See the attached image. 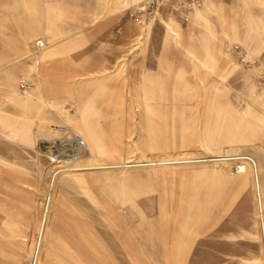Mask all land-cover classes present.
<instances>
[{
	"label": "rangeland",
	"instance_id": "374dc122",
	"mask_svg": "<svg viewBox=\"0 0 264 264\" xmlns=\"http://www.w3.org/2000/svg\"><path fill=\"white\" fill-rule=\"evenodd\" d=\"M145 1L0 0V52L22 46L0 71L25 62L36 71L53 46L85 34L73 24L133 22ZM201 3L147 8L141 56L101 76L102 89L81 77L86 97L62 100L58 124L91 153L75 167L110 168L62 173L50 185L55 167L46 166L39 252L43 212L18 227L0 219V264H264L256 169L234 160L257 162L264 201V0Z\"/></svg>",
	"mask_w": 264,
	"mask_h": 264
},
{
	"label": "crops",
	"instance_id": "0c3cea01",
	"mask_svg": "<svg viewBox=\"0 0 264 264\" xmlns=\"http://www.w3.org/2000/svg\"><path fill=\"white\" fill-rule=\"evenodd\" d=\"M73 26L87 27L85 34L73 35L75 39L53 46L36 71L31 72L32 64L26 62L20 64L19 70L0 71V219H11L15 223L16 220L37 219L39 212H43L37 238L45 215L46 166H52L47 150L54 141L53 128L64 126L72 132L69 127L58 124L62 100L86 97L87 88L77 85L85 81L81 77L95 76L93 88H100L105 83L101 76L111 69L119 70L126 57L135 58L142 53L141 29L134 21L83 19ZM10 43L6 52H0V66L7 58L5 55L21 52V42ZM22 82L29 86L26 94L19 91ZM26 123L41 124L52 130L50 133L31 130L24 125ZM94 168L102 167L78 168V171ZM23 225L15 223V227ZM42 232L43 238L44 228Z\"/></svg>",
	"mask_w": 264,
	"mask_h": 264
},
{
	"label": "built area",
	"instance_id": "2783aa9c",
	"mask_svg": "<svg viewBox=\"0 0 264 264\" xmlns=\"http://www.w3.org/2000/svg\"><path fill=\"white\" fill-rule=\"evenodd\" d=\"M201 1L202 0H146L145 4L130 16L136 24L142 26L146 19L145 12L149 10L147 8H154L157 10L161 6H169L171 9L174 7L177 9L183 7V9L193 10L202 5ZM235 54L237 59H240L241 64L250 68L253 66L254 61L249 60L250 58L248 59L247 54L241 52L238 47H235ZM258 84L260 87H264V79L259 77ZM19 90L22 94H26L29 90L28 84L23 82L20 83ZM53 131L54 141L47 150L50 163L55 167L52 177L73 171L76 169V164L81 161L91 160L88 144H86L85 140L80 135L70 132L64 126H57L53 128ZM246 157L247 158L237 161L255 166L253 160L248 156ZM245 164L241 165L244 166ZM239 166L237 167V173H240Z\"/></svg>",
	"mask_w": 264,
	"mask_h": 264
},
{
	"label": "bare ground",
	"instance_id": "6f19581e",
	"mask_svg": "<svg viewBox=\"0 0 264 264\" xmlns=\"http://www.w3.org/2000/svg\"><path fill=\"white\" fill-rule=\"evenodd\" d=\"M244 158H247V157H242V156H240L239 158L238 157H234V160H240V159H244ZM222 160H224V159H221V158L218 157L216 159H213L212 161L217 162V161H222ZM207 161H210V160H207ZM253 162H254V165H255L253 167H255V169H256V174H254V180H255L254 181V186H255V189H256V200H257V205H258V219H259V223H260V232L259 233H261V240H262L263 252H264V201L262 199L261 191H260V179H259V176H258L257 162L254 161V160H253ZM239 168H240V173H242L245 170V167L239 166ZM78 170L79 169L76 168L73 171H78ZM56 177L57 176L51 177L52 179H51L50 182H53V184H54V180H55ZM46 206H47V204H46ZM46 206H45V215H44V218H43V224H42L41 231H40V233L38 235L37 242H36V244H39L38 252H39L40 243H41V240H42V233H43L42 231H43V228H44V224L46 222L45 221L46 212H47V207Z\"/></svg>",
	"mask_w": 264,
	"mask_h": 264
}]
</instances>
